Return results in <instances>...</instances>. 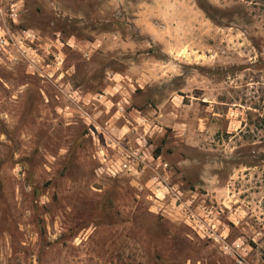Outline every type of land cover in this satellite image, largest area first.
<instances>
[{"label": "rangeland", "instance_id": "obj_1", "mask_svg": "<svg viewBox=\"0 0 264 264\" xmlns=\"http://www.w3.org/2000/svg\"><path fill=\"white\" fill-rule=\"evenodd\" d=\"M0 33V264H264V0H0Z\"/></svg>", "mask_w": 264, "mask_h": 264}, {"label": "built area", "instance_id": "obj_2", "mask_svg": "<svg viewBox=\"0 0 264 264\" xmlns=\"http://www.w3.org/2000/svg\"><path fill=\"white\" fill-rule=\"evenodd\" d=\"M12 15L15 16L17 15V9L15 7V5L13 4L12 5ZM5 31V30H4ZM15 35V33L13 34ZM18 37L19 38H16V40L18 41H21L22 39L24 40H28L32 43H34L36 40H38V38L40 37L38 35V33L34 30V29H23L21 30L20 32H18ZM58 41H60V38H58ZM9 43V39H7L5 33H0V45L2 47H5V45ZM63 43V42H61ZM34 50V48H33ZM129 80H131V78H128ZM68 95L70 98H72L73 100H78V96L81 97L80 95V92L78 91V89H69L68 90ZM107 97V91L105 93L102 92V93H98L94 98L95 99H98V100H102V98H106ZM118 109L116 111V114H119L122 110L125 109L124 105H121V103H119L118 105ZM141 121L140 123L144 124V130H146V118L144 117H141L140 118ZM109 123V122H108ZM88 124H89V130H90V133L94 136V137H97L99 140H100V135L102 134V136L106 137L107 139H112V135L111 133L108 132V129H106V127L102 126L101 124L97 123V122H94L90 119V121H88ZM112 125V124H111ZM147 131V130H146ZM143 133L141 134V136L138 138V141L140 142V144H142L143 142ZM142 149L139 147L137 150H132V151H128L125 150L123 151V156L122 158H124V160L121 162V167L120 169L122 168H125L126 170H131L133 167H134V162L136 160H140L142 158H144V155H145V152L142 150ZM164 166H168V163H164ZM112 171L116 172L114 169H111ZM118 170V169H116ZM160 181V183H164V181L162 179H158ZM165 185V188H166V191L168 193H172V195L174 196V200L178 201L180 199V191H176L174 189V187H171L170 185H166V184H163ZM188 220L189 222L195 226H200V231L204 230L202 227V221H201V217L199 215H197L196 213H191V214H188ZM207 228V227H205ZM208 233V231H206ZM205 233V232H204ZM227 248H229L227 246ZM239 263L240 264H244L243 261L241 259H239Z\"/></svg>", "mask_w": 264, "mask_h": 264}, {"label": "trees", "instance_id": "obj_3", "mask_svg": "<svg viewBox=\"0 0 264 264\" xmlns=\"http://www.w3.org/2000/svg\"><path fill=\"white\" fill-rule=\"evenodd\" d=\"M206 7V6H205Z\"/></svg>", "mask_w": 264, "mask_h": 264}]
</instances>
